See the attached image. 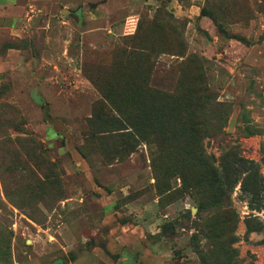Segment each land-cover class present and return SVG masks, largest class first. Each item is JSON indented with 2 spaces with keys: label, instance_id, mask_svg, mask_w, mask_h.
Wrapping results in <instances>:
<instances>
[{
  "label": "rangeland",
  "instance_id": "obj_1",
  "mask_svg": "<svg viewBox=\"0 0 264 264\" xmlns=\"http://www.w3.org/2000/svg\"><path fill=\"white\" fill-rule=\"evenodd\" d=\"M77 261L264 264V0H0V264Z\"/></svg>",
  "mask_w": 264,
  "mask_h": 264
},
{
  "label": "crops",
  "instance_id": "obj_2",
  "mask_svg": "<svg viewBox=\"0 0 264 264\" xmlns=\"http://www.w3.org/2000/svg\"><path fill=\"white\" fill-rule=\"evenodd\" d=\"M81 259H79V261H80ZM79 261H77V262H75L74 264H81V262H79ZM60 263H62V261L60 262Z\"/></svg>",
  "mask_w": 264,
  "mask_h": 264
},
{
  "label": "water",
  "instance_id": "obj_3",
  "mask_svg": "<svg viewBox=\"0 0 264 264\" xmlns=\"http://www.w3.org/2000/svg\"><path fill=\"white\" fill-rule=\"evenodd\" d=\"M63 11H66V9H64Z\"/></svg>",
  "mask_w": 264,
  "mask_h": 264
},
{
  "label": "trees",
  "instance_id": "obj_4",
  "mask_svg": "<svg viewBox=\"0 0 264 264\" xmlns=\"http://www.w3.org/2000/svg\"><path fill=\"white\" fill-rule=\"evenodd\" d=\"M10 47H13V46H10Z\"/></svg>",
  "mask_w": 264,
  "mask_h": 264
}]
</instances>
